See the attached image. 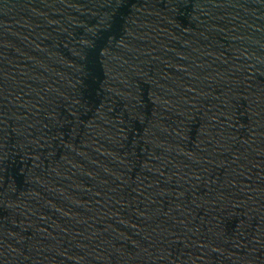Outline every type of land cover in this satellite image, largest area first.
<instances>
[{"label":"water","instance_id":"95a60500","mask_svg":"<svg viewBox=\"0 0 264 264\" xmlns=\"http://www.w3.org/2000/svg\"><path fill=\"white\" fill-rule=\"evenodd\" d=\"M0 264H264V0H0Z\"/></svg>","mask_w":264,"mask_h":264}]
</instances>
